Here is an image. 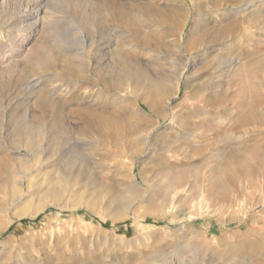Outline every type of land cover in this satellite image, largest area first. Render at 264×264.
<instances>
[{
    "label": "rangeland",
    "instance_id": "rangeland-1",
    "mask_svg": "<svg viewBox=\"0 0 264 264\" xmlns=\"http://www.w3.org/2000/svg\"><path fill=\"white\" fill-rule=\"evenodd\" d=\"M0 264H264V0H0Z\"/></svg>",
    "mask_w": 264,
    "mask_h": 264
},
{
    "label": "bare ground",
    "instance_id": "bare-ground-1",
    "mask_svg": "<svg viewBox=\"0 0 264 264\" xmlns=\"http://www.w3.org/2000/svg\"><path fill=\"white\" fill-rule=\"evenodd\" d=\"M248 4V3H247ZM113 42V41H112ZM183 50V49H182ZM232 58V57H231ZM234 65V64H233ZM232 66V65H231ZM38 83V82H37ZM191 116V115H190ZM35 156H37V153H35ZM222 204V203H221ZM213 208H214V206H213Z\"/></svg>",
    "mask_w": 264,
    "mask_h": 264
}]
</instances>
